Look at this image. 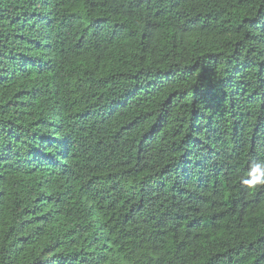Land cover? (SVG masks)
Here are the masks:
<instances>
[{"label": "trees", "instance_id": "trees-1", "mask_svg": "<svg viewBox=\"0 0 264 264\" xmlns=\"http://www.w3.org/2000/svg\"><path fill=\"white\" fill-rule=\"evenodd\" d=\"M0 264H264V0H0Z\"/></svg>", "mask_w": 264, "mask_h": 264}]
</instances>
